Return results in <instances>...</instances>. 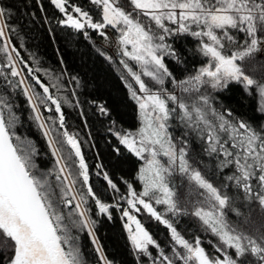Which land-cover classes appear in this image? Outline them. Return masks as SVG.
Here are the masks:
<instances>
[{"label":"snow or ice","instance_id":"1","mask_svg":"<svg viewBox=\"0 0 264 264\" xmlns=\"http://www.w3.org/2000/svg\"><path fill=\"white\" fill-rule=\"evenodd\" d=\"M88 2L99 10V20L71 0H49L61 14L60 26L87 39L91 37L86 29L104 39H110L105 31L109 27L116 34L119 63L137 86L126 82L137 105L139 127L109 128V132L143 162L137 175L142 188L137 191L132 182L124 181L126 193H121L105 171L104 180L119 197L114 203L105 202L94 190L79 134L66 125L64 106L79 107V100H73L75 91L66 94L59 77L45 81L39 73L47 74L46 70L23 60L12 40L17 32L12 12L0 3L4 86L0 91V256L5 258L0 264H88L80 232L87 233L100 264H112L95 234L98 221L93 219L90 201L98 216L111 220L115 209L121 219L126 218L124 228L137 264L144 259L148 264H264V225L248 228L252 205L264 215V124L254 126L235 118L230 110L216 106L214 96L232 83L240 84L259 96V111L264 114V0ZM37 4L43 11L40 0ZM175 36L195 39L196 51L204 58L182 80L165 62L166 57L180 59L169 42ZM71 81L79 86L77 77ZM17 90L26 98L31 119L50 150L53 164L47 170L37 164L35 146L15 131ZM98 110L108 115L103 104ZM173 121L185 129L180 138L170 131ZM188 136L202 142L203 153L220 173L219 186L206 178L200 167L203 161L190 158ZM176 176L187 182L183 196ZM233 189L236 195L229 194ZM156 206H163V211ZM142 210L169 230L172 243L167 250L133 214ZM229 212L242 221L231 223ZM169 214L196 218L218 239L216 255L205 250L199 236L189 240L182 235Z\"/></svg>","mask_w":264,"mask_h":264},{"label":"trees","instance_id":"2","mask_svg":"<svg viewBox=\"0 0 264 264\" xmlns=\"http://www.w3.org/2000/svg\"><path fill=\"white\" fill-rule=\"evenodd\" d=\"M121 2L123 3L124 0ZM0 3L12 12V23L17 29V32L12 34V40L23 60L33 68L40 67L46 70L47 74L44 71L39 73L45 81H49L52 77H59L60 81L66 85V94L72 90L75 91L76 96L73 100H79V107L64 106L66 125L70 132L79 134L94 190L105 202L114 203L119 197L120 194L114 193L104 180L103 172L105 171L121 189V193H126L124 181L132 182L137 191L141 190L142 185L137 175L142 161L119 144L118 139L109 132V128L137 129L139 127L137 105L130 98L129 90L122 79L123 75L118 72L117 62L107 60L94 44L98 39L97 31L86 29L91 37L87 39L82 33L60 26L57 21L61 18V14L49 3V0H40L43 11L40 10L37 0H0ZM71 3L89 10L94 20L100 19L99 10L88 0H71ZM169 42L176 49L180 59L177 61L166 57L165 62L177 80L185 79L204 61V58L196 51L197 41L190 36H175L171 37ZM261 55L264 56V54ZM33 58L39 63H35ZM73 76L78 78L79 86L71 81ZM3 87L0 83V91H3ZM36 90L41 91L39 88ZM214 96L216 106L222 110H230L235 118L248 121L254 126L264 124V114L259 111V96L245 91L242 85L232 83L227 89L214 93ZM13 100L19 117V123L15 128L17 135L35 146L38 152L35 159L41 169L51 168L53 158L44 136L31 119L32 112L26 98L17 90L13 94ZM100 104L108 109V115L99 112ZM44 115L51 116L53 113H44ZM171 132L174 137L180 138L185 129L178 121H173ZM186 139L190 158L203 161L200 167L206 178L219 186L220 173L215 169L214 163L203 153L202 142L193 136H188ZM97 164L102 167L97 168ZM176 182L179 190L187 186V182L182 179H177ZM229 194L236 195V192L233 189ZM90 204L93 207V219L98 221L95 234L108 260L112 264H137L121 213L113 209L112 219L109 220L104 216L96 215L94 203L90 201ZM121 204L127 207L126 202L121 201ZM237 204L239 206V201ZM157 208L163 211V206H157ZM251 208L252 223L248 226L249 230L264 225V215L258 207L252 205ZM64 211L68 210L64 209ZM137 215L153 238L167 250L172 243L168 229L143 210ZM169 218L187 239L194 240L199 236L202 245L210 240V245L207 243L203 247L209 254L216 255L214 245L218 243V239L206 231L196 218L190 215ZM228 219L231 223L237 224L243 218L229 212ZM79 243L88 264H100L86 232H80ZM152 251L155 255V250ZM4 259L0 256V261ZM143 264H148L147 259H144Z\"/></svg>","mask_w":264,"mask_h":264},{"label":"rangeland","instance_id":"3","mask_svg":"<svg viewBox=\"0 0 264 264\" xmlns=\"http://www.w3.org/2000/svg\"><path fill=\"white\" fill-rule=\"evenodd\" d=\"M105 31H106V33H107V36H108L110 39H104V38H102V37L98 34V32H96V33H97V37H98V39H97V41H95L94 44L96 45V47L98 48V50H99L101 53H103L102 56H104L105 58H106V57H111V58H112V59H111V62H113V63H114V61L117 62V65H118V72H119L120 74L123 75V76H122V79H123V82L125 83V85H126V82H127V83H132L134 87H137V86L135 85L134 81H132L131 78L127 76V73H126V71L123 69V66L119 63V61H120V59H121V56L119 55V46H118V44L116 43V34H115L114 30L111 29V27H109V28L105 29ZM107 60H108V59H107ZM129 63H132V62H129ZM120 71H121V72H120ZM145 79H147V78H145ZM165 86L168 87V88H171V85H170V84H166ZM170 131H171V130H170ZM172 134H173V133H172ZM142 164H143V162H142ZM176 177H177V179H182V180H183V178L180 177V176H176ZM176 177H174V178H176ZM175 183L177 184L176 181H175ZM186 188H187V186H186ZM156 207H157V206H156ZM138 214H139V213H138ZM168 232H169V230H168ZM169 233H170V232H169ZM210 236H211V235H210ZM216 239H217V238H216ZM208 242H210V240H208ZM212 244H215V243H212ZM214 248H215V247H214ZM211 255H212V253H211ZM213 255H214V254H213Z\"/></svg>","mask_w":264,"mask_h":264},{"label":"flooded vegetation","instance_id":"4","mask_svg":"<svg viewBox=\"0 0 264 264\" xmlns=\"http://www.w3.org/2000/svg\"><path fill=\"white\" fill-rule=\"evenodd\" d=\"M171 130V129H170ZM174 181H177V177H176V179H174ZM186 190H187V188L186 187H183V189L182 190H179L180 191V194L182 195V193H185L186 192ZM183 196V195H182ZM133 214H135V215H137V213H133ZM170 215V214H169ZM138 216V215H137ZM171 216V215H170ZM169 216V217H170ZM172 217V216H171ZM138 218H139V216H138ZM140 219V218H139ZM123 221H124V223L126 222V218L125 219H122ZM147 230H148V228L147 227H145ZM209 244V242L207 241L206 243H203V245L202 246H205L204 244ZM210 245V244H209Z\"/></svg>","mask_w":264,"mask_h":264}]
</instances>
